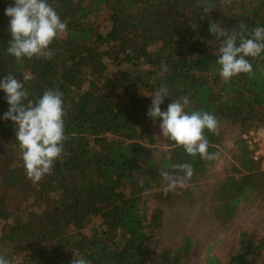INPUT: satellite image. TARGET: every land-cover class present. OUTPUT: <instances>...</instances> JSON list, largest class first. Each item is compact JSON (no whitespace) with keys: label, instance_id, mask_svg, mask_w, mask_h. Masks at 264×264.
Returning a JSON list of instances; mask_svg holds the SVG:
<instances>
[{"label":"trees","instance_id":"trees-1","mask_svg":"<svg viewBox=\"0 0 264 264\" xmlns=\"http://www.w3.org/2000/svg\"><path fill=\"white\" fill-rule=\"evenodd\" d=\"M49 3L67 21V32L51 45L52 59L18 62L6 53L4 11L12 0H0V78L23 80L29 100L59 91L67 137L53 171L34 183L12 123L0 121V255L11 264H72L80 257L91 264H188L195 240L184 235L179 245L170 244L166 232L180 229L170 225L167 211L208 207L212 225L221 228L241 205L264 202V172L243 139L264 126V57L251 60L253 74L225 83L209 33L210 23L227 30L264 26V0ZM161 86L170 94L162 109L186 100V110L217 117L218 135L205 133L210 152L221 158L228 137L233 140L232 174L200 198L203 190H196L220 158H191L166 140V151L155 156L149 147L159 121L146 116L147 96ZM7 109L0 92V116ZM185 162L195 170L189 185L165 192L162 171ZM263 255L264 235L241 230L227 264H260ZM203 259L220 264L211 246Z\"/></svg>","mask_w":264,"mask_h":264},{"label":"clouds","instance_id":"clouds-1","mask_svg":"<svg viewBox=\"0 0 264 264\" xmlns=\"http://www.w3.org/2000/svg\"><path fill=\"white\" fill-rule=\"evenodd\" d=\"M8 18L6 53L16 61L53 58L51 45L60 35L67 32V21L52 7L49 0H12V6L5 8ZM209 33L218 43L216 71L223 82L228 83L239 75L253 74L251 60L264 57V26L239 30H227L219 23H210ZM163 72L168 70L162 65ZM32 77H26L30 79ZM0 92L8 105L0 121H10L26 176L34 183L53 171L61 158L65 135V108L62 94L54 89L45 91L34 100H29L30 92L25 82L9 74L0 78ZM151 106L146 116L159 121L161 135L174 148H182L191 158L216 161L218 152L209 151V140L205 133L218 135L217 117L203 110H186L187 101L172 100L167 109H162L166 98L170 97L167 86L157 88L149 96ZM195 170L191 163L172 165L171 170H163L165 192H174L189 185ZM0 264H11L0 255ZM72 264H91L83 257Z\"/></svg>","mask_w":264,"mask_h":264},{"label":"rangeland","instance_id":"rangeland-1","mask_svg":"<svg viewBox=\"0 0 264 264\" xmlns=\"http://www.w3.org/2000/svg\"><path fill=\"white\" fill-rule=\"evenodd\" d=\"M156 144L150 146L155 149V156L159 157L166 151L165 138L161 135L160 127L156 129ZM225 150L221 158L217 161L209 172L208 179L199 187L196 196H201L210 192L219 181L229 177L232 174V156L234 151L233 140L228 137L225 142ZM206 192V193H205ZM209 195V194H208ZM206 197V196H204ZM189 205V204H188ZM149 207H154V203L149 200ZM173 209L172 214L167 211L169 221L179 226V233L170 229L167 233V240L170 244L179 245L184 235L192 236L195 240V250L188 259V264H204V252L208 247H212V254L220 261V264H227L229 258L236 248L237 235L241 230L254 232L258 235H264V202H248L240 206L232 221L223 227H214L210 217L208 207H198L191 212L178 214ZM178 231V230H177ZM260 264H264V255Z\"/></svg>","mask_w":264,"mask_h":264},{"label":"built area","instance_id":"built-area-1","mask_svg":"<svg viewBox=\"0 0 264 264\" xmlns=\"http://www.w3.org/2000/svg\"><path fill=\"white\" fill-rule=\"evenodd\" d=\"M251 160L264 172V126L253 129L243 136Z\"/></svg>","mask_w":264,"mask_h":264}]
</instances>
